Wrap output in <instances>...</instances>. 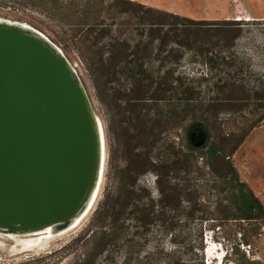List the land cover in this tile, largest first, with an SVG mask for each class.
<instances>
[{
	"label": "trees",
	"instance_id": "obj_1",
	"mask_svg": "<svg viewBox=\"0 0 264 264\" xmlns=\"http://www.w3.org/2000/svg\"><path fill=\"white\" fill-rule=\"evenodd\" d=\"M0 11L52 31L66 54L75 51L128 159L115 190L66 246L78 250L68 264H204L206 223L214 233L223 221L264 219L260 198L232 164L264 110L240 132H225L220 120L223 106L264 102V81L246 80L247 57L236 53L245 23L194 19L137 0H0ZM189 62L207 71L190 73ZM216 154L228 160L227 177L214 168ZM148 173L156 175V195L139 184ZM189 220L199 224L185 247L191 256L149 236ZM46 257L16 264H60Z\"/></svg>",
	"mask_w": 264,
	"mask_h": 264
},
{
	"label": "rangeland",
	"instance_id": "obj_2",
	"mask_svg": "<svg viewBox=\"0 0 264 264\" xmlns=\"http://www.w3.org/2000/svg\"><path fill=\"white\" fill-rule=\"evenodd\" d=\"M137 1L194 19L235 20L245 23L242 24L243 35L236 43V53L247 57L243 77L246 80L252 79L251 81H264V0ZM19 24L35 28L26 22H21L12 14L0 11L1 30L21 29ZM41 32L60 48L61 55L69 61L73 72L64 66L62 57L50 47L45 53L60 64L75 83H77L75 78L77 76L87 92L93 129L94 167L83 204L71 217H62L56 223L41 230H19L22 225L16 223L0 226V261L10 264H16L29 256L39 255L48 256L45 258L47 263L59 261L60 264H68L72 262L78 250L66 246L86 227L97 207L115 190L118 170L128 163L127 157H124L109 131L107 112L96 99L89 75L78 55L72 48L66 54L54 39L52 31L46 29ZM26 33L35 36L32 29L27 28ZM39 40L43 43L42 39ZM185 69L190 73L202 69L207 71L206 68L199 67L193 62L186 63ZM251 71L252 75L249 74ZM260 104L264 102L247 100L231 109L223 106L220 113L221 127L225 132L242 131L250 121H256L263 112L264 109H256L257 106H261ZM263 123L264 120L257 126L261 128L259 135L252 134V131L232 157V164L238 170L240 179L258 197L264 192V142L256 141V139L264 136L261 127ZM196 141L198 142L199 139L196 138ZM139 184L146 186L154 195L158 193L154 173L140 177ZM185 222L180 221L171 234L154 231L149 236L154 241L162 240L168 250L182 252L186 257L191 256L192 252L188 248L186 251L185 247L189 242L197 240L196 230L199 224L198 220ZM211 224V222L206 223L204 226L207 227L203 230L204 264H233L234 261L242 262L245 258L249 260L248 264H264V219L260 220L257 225L245 221H223L221 229L214 233L209 230ZM256 227L260 229L254 230ZM245 238L248 243H245ZM244 246L246 248L250 246V249L246 250ZM65 254L68 256L61 258Z\"/></svg>",
	"mask_w": 264,
	"mask_h": 264
},
{
	"label": "water",
	"instance_id": "obj_3",
	"mask_svg": "<svg viewBox=\"0 0 264 264\" xmlns=\"http://www.w3.org/2000/svg\"><path fill=\"white\" fill-rule=\"evenodd\" d=\"M19 25L0 29V225L29 229L81 199L93 162V129L80 79H70L26 30L54 44L44 33ZM219 161L227 173L219 171ZM213 163L223 177L230 174L222 154Z\"/></svg>",
	"mask_w": 264,
	"mask_h": 264
},
{
	"label": "bare ground",
	"instance_id": "obj_4",
	"mask_svg": "<svg viewBox=\"0 0 264 264\" xmlns=\"http://www.w3.org/2000/svg\"><path fill=\"white\" fill-rule=\"evenodd\" d=\"M23 27H26V26H23ZM32 33L35 35V37H37V40L42 39L43 43L41 42V40H39L40 41L39 44H41V47H43L42 49H44V52H46V50L48 49V47H50L53 51H55L56 53H58L62 57V60L64 62V66L66 68L72 70L71 64H67L65 62V59H64L63 55H61V53H60L61 51L54 44H52L46 38H44L43 36H41L38 32L32 30ZM72 72H73V70H72ZM76 81H77V79H76ZM77 83H78V81H77ZM79 88H80V86H79ZM92 133H93V131H92ZM92 141H93V145H92L93 146V162H92V166H91V172H90V175H89V181L87 183V186H86V188L84 190V193H83L81 199L79 200V202L77 203V205L75 206V208L72 209V210H68L66 212H62L61 214H59L58 216H56L55 218H53L52 220H50L49 222H47V223H45L43 225L36 226L34 228H29V229L24 228L23 225H22V227L21 226L19 227V230H21V229H24V230L27 229V230L33 231V230H41V229H44V228H46V227H48V226L56 223L62 217H71L73 214H75L80 209V206H82L83 201H84V199H85V197L87 195V191L89 189V185H90V181H91V176H92V173H93V167H94V140H93V134H92ZM217 167H218L219 171L222 172V173H227V171H228V167L225 166V164L222 161H219L217 163ZM16 224H18V223H16ZM0 226H8V225H0Z\"/></svg>",
	"mask_w": 264,
	"mask_h": 264
},
{
	"label": "crops",
	"instance_id": "obj_5",
	"mask_svg": "<svg viewBox=\"0 0 264 264\" xmlns=\"http://www.w3.org/2000/svg\"><path fill=\"white\" fill-rule=\"evenodd\" d=\"M262 127V131H263V134H264V123H263V125L261 126ZM259 131H261V128L260 127H257V128H255L254 130H253V132H252V134H256L257 136L259 135ZM251 134V135H252ZM256 141H263L264 142V136H263V138H257L256 139ZM264 165V164H263ZM260 199H261V201H262V203H263V205H264V192H263V195H261L260 197H259Z\"/></svg>",
	"mask_w": 264,
	"mask_h": 264
},
{
	"label": "built area",
	"instance_id": "obj_6",
	"mask_svg": "<svg viewBox=\"0 0 264 264\" xmlns=\"http://www.w3.org/2000/svg\"><path fill=\"white\" fill-rule=\"evenodd\" d=\"M248 247H249V248H248ZM244 249L248 250V249H250V246H247V248H246V246H244Z\"/></svg>",
	"mask_w": 264,
	"mask_h": 264
}]
</instances>
